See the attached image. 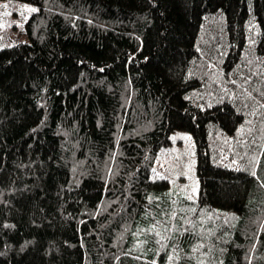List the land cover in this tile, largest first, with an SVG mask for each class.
Returning <instances> with one entry per match:
<instances>
[{
    "label": "trees",
    "instance_id": "16d2710c",
    "mask_svg": "<svg viewBox=\"0 0 264 264\" xmlns=\"http://www.w3.org/2000/svg\"><path fill=\"white\" fill-rule=\"evenodd\" d=\"M2 2L0 264H264V0Z\"/></svg>",
    "mask_w": 264,
    "mask_h": 264
},
{
    "label": "rangeland",
    "instance_id": "374dc122",
    "mask_svg": "<svg viewBox=\"0 0 264 264\" xmlns=\"http://www.w3.org/2000/svg\"><path fill=\"white\" fill-rule=\"evenodd\" d=\"M2 4L7 7L0 10V47L26 42L22 28L24 20L33 12L32 9L36 10L35 6L21 2ZM173 136L174 142L161 150V158L155 165L156 172L158 175H166L167 172L172 191L194 198L198 182L194 172L195 148L191 136L184 131L176 132Z\"/></svg>",
    "mask_w": 264,
    "mask_h": 264
},
{
    "label": "snow or ice",
    "instance_id": "6c2138e0",
    "mask_svg": "<svg viewBox=\"0 0 264 264\" xmlns=\"http://www.w3.org/2000/svg\"><path fill=\"white\" fill-rule=\"evenodd\" d=\"M3 7H5V8H6V7H7V5H4ZM32 11H35V9H32ZM5 14H7V13H5Z\"/></svg>",
    "mask_w": 264,
    "mask_h": 264
}]
</instances>
